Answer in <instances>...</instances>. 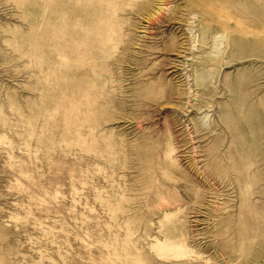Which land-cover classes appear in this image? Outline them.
Returning <instances> with one entry per match:
<instances>
[{
    "label": "rangeland",
    "instance_id": "374dc122",
    "mask_svg": "<svg viewBox=\"0 0 264 264\" xmlns=\"http://www.w3.org/2000/svg\"><path fill=\"white\" fill-rule=\"evenodd\" d=\"M0 264H264V0H0Z\"/></svg>",
    "mask_w": 264,
    "mask_h": 264
}]
</instances>
